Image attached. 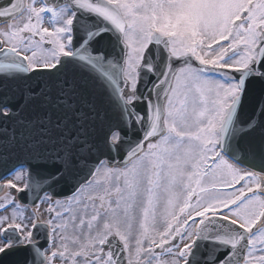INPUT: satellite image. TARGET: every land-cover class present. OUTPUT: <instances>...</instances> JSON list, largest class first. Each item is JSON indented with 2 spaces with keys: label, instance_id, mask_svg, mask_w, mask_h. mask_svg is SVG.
<instances>
[{
  "label": "snow or ice",
  "instance_id": "1",
  "mask_svg": "<svg viewBox=\"0 0 264 264\" xmlns=\"http://www.w3.org/2000/svg\"><path fill=\"white\" fill-rule=\"evenodd\" d=\"M0 20V264H264V0H0Z\"/></svg>",
  "mask_w": 264,
  "mask_h": 264
},
{
  "label": "water",
  "instance_id": "2",
  "mask_svg": "<svg viewBox=\"0 0 264 264\" xmlns=\"http://www.w3.org/2000/svg\"><path fill=\"white\" fill-rule=\"evenodd\" d=\"M1 22H4V21L0 20V23ZM14 163H15V160H9L7 163L0 162V178L10 171ZM72 192H73L72 189H62V188L56 189L57 196H66V195L71 194ZM21 199L24 200V197L22 196Z\"/></svg>",
  "mask_w": 264,
  "mask_h": 264
},
{
  "label": "rangeland",
  "instance_id": "3",
  "mask_svg": "<svg viewBox=\"0 0 264 264\" xmlns=\"http://www.w3.org/2000/svg\"><path fill=\"white\" fill-rule=\"evenodd\" d=\"M7 29H8V27H7L6 29H0V31H5V30H7ZM11 179H12V178H11ZM41 205H42V204H41ZM44 205H45V203H44ZM44 205H42V206H44ZM21 210H22V209H20V211H21ZM5 214H6V213L0 212V215H5ZM24 215H25L26 217H31V216L34 215V214H32V212H28V211H26V212L24 213ZM85 231H86V229H85ZM68 232H69V234H75V233L73 232V229L71 228V226L69 227ZM80 239H81V243H83L84 240H83V236H82V235H81ZM69 247H70V250H75L77 246H73V245H71V243H70V244H69ZM48 248H51V245H49ZM51 250H52V251H55L56 249H55V248H51ZM80 263H83L82 260L79 261V264H80ZM53 264H64V262L61 261L59 258H57V259H55V260L53 261Z\"/></svg>",
  "mask_w": 264,
  "mask_h": 264
},
{
  "label": "bare ground",
  "instance_id": "4",
  "mask_svg": "<svg viewBox=\"0 0 264 264\" xmlns=\"http://www.w3.org/2000/svg\"><path fill=\"white\" fill-rule=\"evenodd\" d=\"M8 24H9V22L7 24L0 25V29H6L8 27ZM7 191H8V189L4 190L2 197H4V195ZM21 209H22L21 212H23V213H25L26 211L33 212V213L35 212L37 215H39L40 218H44V216L42 214V208L41 207L30 208V207L23 206Z\"/></svg>",
  "mask_w": 264,
  "mask_h": 264
}]
</instances>
